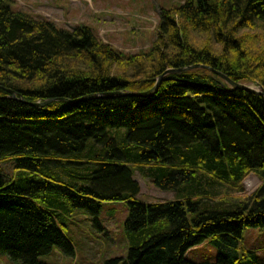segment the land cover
<instances>
[{"label": "trees", "instance_id": "obj_1", "mask_svg": "<svg viewBox=\"0 0 264 264\" xmlns=\"http://www.w3.org/2000/svg\"><path fill=\"white\" fill-rule=\"evenodd\" d=\"M14 4L0 0V253L72 254L64 211L97 222L103 202L122 201L127 251L103 264H264L240 249L245 228L264 229V96L215 73L264 90V0L161 8L153 43L130 55ZM195 64L211 69L135 94ZM136 172L173 199L136 201ZM249 174L261 185L238 196ZM205 240L214 261L185 258Z\"/></svg>", "mask_w": 264, "mask_h": 264}, {"label": "rangeland", "instance_id": "obj_2", "mask_svg": "<svg viewBox=\"0 0 264 264\" xmlns=\"http://www.w3.org/2000/svg\"><path fill=\"white\" fill-rule=\"evenodd\" d=\"M15 8L46 18L59 28L71 29L86 25L103 42L125 54L149 49L156 36L161 8H172L183 0H14ZM253 88L256 85L246 84ZM7 168L8 165H5ZM8 169V168H7ZM9 170V169H8ZM140 185L136 201L160 203L173 199V193L155 187L138 172ZM261 185L254 174L247 175L238 196H250ZM65 212L62 231L73 247L72 254H64L58 247L39 259L48 264H103L105 260L124 256L127 237L124 221L128 215L126 202H103L97 222L86 210L71 208ZM240 249L254 251L264 259V229L245 228ZM216 248L208 241L190 248L185 258L192 262L214 261ZM0 264H21L7 254L0 253Z\"/></svg>", "mask_w": 264, "mask_h": 264}, {"label": "water", "instance_id": "obj_3", "mask_svg": "<svg viewBox=\"0 0 264 264\" xmlns=\"http://www.w3.org/2000/svg\"><path fill=\"white\" fill-rule=\"evenodd\" d=\"M193 68L211 69L208 66L201 65V64H195V65H191V66L184 67V68H178V69H168L163 74H161V75L158 76L157 81H156L155 85L153 86V88H151L149 91L139 92V93H135V94L138 95V96H148V95H151L152 93H154L156 91L158 85L161 82V79L163 78V76L165 74L171 73V72H180V71L189 70V69H193ZM215 73H217L218 76H220L221 78H223L224 81L226 83H228L229 85H231L232 87H237V88H240V89H244V90L249 91V92L259 93L262 96H264V90L262 88H260V87L256 89V88H253V87L248 86V85H245V84H241V83L234 82V81H232L231 79H229L226 75H224L221 72L215 71ZM10 93L13 95V98H16L15 95H14V93L12 91H10ZM120 94H122V93H120V92H113V93H108L107 96H115V95H120ZM31 104L32 105H39L40 106V105H43L44 103L35 102V103H31Z\"/></svg>", "mask_w": 264, "mask_h": 264}]
</instances>
